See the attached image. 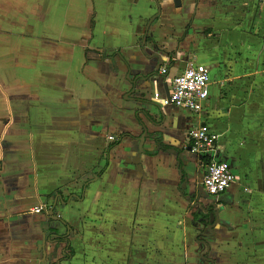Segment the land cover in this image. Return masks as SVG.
Masks as SVG:
<instances>
[{
  "label": "crops",
  "instance_id": "0c3cea01",
  "mask_svg": "<svg viewBox=\"0 0 264 264\" xmlns=\"http://www.w3.org/2000/svg\"><path fill=\"white\" fill-rule=\"evenodd\" d=\"M157 2L0 0V264H54L62 239V264H264V3ZM190 62L210 74L200 113L162 101ZM198 125L236 177L207 261Z\"/></svg>",
  "mask_w": 264,
  "mask_h": 264
},
{
  "label": "built area",
  "instance_id": "2783aa9c",
  "mask_svg": "<svg viewBox=\"0 0 264 264\" xmlns=\"http://www.w3.org/2000/svg\"><path fill=\"white\" fill-rule=\"evenodd\" d=\"M264 3V0H256ZM166 69H161L163 75ZM169 102L164 97L166 105L200 113L209 97L210 74L206 66L190 62L185 68L167 80ZM159 94L154 99H159ZM189 152L200 161L202 169L201 186L209 196L217 197L227 191L236 181L235 174L229 164L219 158L218 135L207 125L191 127L187 133ZM109 141H114L112 136ZM46 206L38 205L31 212L38 214L45 211Z\"/></svg>",
  "mask_w": 264,
  "mask_h": 264
},
{
  "label": "water",
  "instance_id": "95a60500",
  "mask_svg": "<svg viewBox=\"0 0 264 264\" xmlns=\"http://www.w3.org/2000/svg\"><path fill=\"white\" fill-rule=\"evenodd\" d=\"M155 3L158 4L157 0H155ZM157 7L159 8V4ZM159 68H160V65L158 64L156 71H158ZM131 92L134 93V89H132ZM164 97L169 102V91L167 87H164ZM169 106L173 107L172 105H169ZM146 137H147V132L146 130H143L142 135L138 138L137 153L139 155L144 152L143 144H144ZM192 196L193 195H190V198H192ZM54 204H56V201L54 202ZM53 207L47 210V214L52 216L56 220L58 219V217L54 215ZM199 207H200V210L202 211L201 212L202 214H200L201 217L199 218V222L202 223V225H204V229L199 228L198 235H196L194 240L198 243L200 249H204L205 247L206 251H204V253L201 255V259L207 261L208 259L206 258V254L207 252L210 251V242H212L214 238L213 228L215 227V224H220L219 217H218L219 209L217 208L216 203L213 201L206 202L204 205L199 204Z\"/></svg>",
  "mask_w": 264,
  "mask_h": 264
},
{
  "label": "rangeland",
  "instance_id": "374dc122",
  "mask_svg": "<svg viewBox=\"0 0 264 264\" xmlns=\"http://www.w3.org/2000/svg\"><path fill=\"white\" fill-rule=\"evenodd\" d=\"M178 116L183 118V119H187V116L183 112L178 113ZM188 158H189V161H190V163L188 165L189 169L191 170L190 176H192L193 174L195 175V173H196V175H198L199 172H198V170L196 172V169H195V158H194V156H189ZM191 178H193V177H191ZM190 181H191V183H190L191 186L190 187H192V189H191L192 193L196 194L198 198H200V199H202L204 201H208L209 199H214V196L207 195L201 187L197 186V184H194L195 182H198V180L195 181L193 179L192 180L190 179ZM77 243L81 244V245L85 244V243H83V239L82 238H77ZM63 258H64V256L60 255V259H58L56 261L54 260V262H52V263H54V264H62L61 259H63ZM67 262L68 261H66V263ZM63 263H65V262L63 261Z\"/></svg>",
  "mask_w": 264,
  "mask_h": 264
},
{
  "label": "trees",
  "instance_id": "16d2710c",
  "mask_svg": "<svg viewBox=\"0 0 264 264\" xmlns=\"http://www.w3.org/2000/svg\"><path fill=\"white\" fill-rule=\"evenodd\" d=\"M60 239H58L59 241ZM65 240V241H64ZM63 242H67V246L64 249V260H68L73 255V250L68 245V241L66 239H62Z\"/></svg>",
  "mask_w": 264,
  "mask_h": 264
},
{
  "label": "flooded vegetation",
  "instance_id": "af4514ba",
  "mask_svg": "<svg viewBox=\"0 0 264 264\" xmlns=\"http://www.w3.org/2000/svg\"><path fill=\"white\" fill-rule=\"evenodd\" d=\"M201 171H202V169H201ZM199 185H200V184H199ZM200 187L202 188L201 185H200ZM202 189H203V188H202ZM207 202H212V200L209 199ZM213 202H214V201H213ZM196 207H198V205H197ZM199 208H200V207H199ZM201 212H202V211L200 210V211H199V215L202 214ZM200 217H201V215L198 216V218H197L196 220H194V221H197V222H195V224L197 225L198 228L204 229V225H202V223L199 222V218H200ZM198 239H200V238H198Z\"/></svg>",
  "mask_w": 264,
  "mask_h": 264
}]
</instances>
